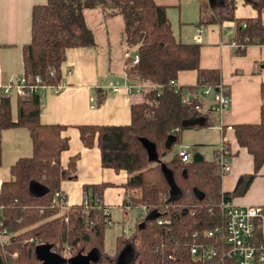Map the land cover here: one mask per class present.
Wrapping results in <instances>:
<instances>
[{"label":"trees","instance_id":"16d2710c","mask_svg":"<svg viewBox=\"0 0 264 264\" xmlns=\"http://www.w3.org/2000/svg\"><path fill=\"white\" fill-rule=\"evenodd\" d=\"M242 3L256 16L235 19V0H198L199 22L234 20V55H242L247 45L264 46V0ZM85 9L120 17L122 41L136 45L123 60V73L139 82L142 98L130 104L128 124L76 125L78 138L84 147L96 146L102 168L125 172L122 206H141L143 216L135 219L131 234L115 237L114 251L107 253L103 239L109 215L101 198L109 184L83 185L82 203L60 211L53 194L60 192V181L74 178L77 158H69L65 167L59 163L67 148L61 136L65 126L40 123L38 91L15 96L12 119L10 96L0 89V134L23 127L30 139L29 155L11 163L10 178L0 183V219L11 233L0 246V264H41L37 249L42 246L63 258L62 264L78 256H86L90 264H235L219 257L201 262L189 254V247L203 243L220 252L219 235L206 236L221 226L219 204L243 195L264 160V82L259 85L258 122L231 126L237 145L251 156L252 172L240 174L230 191H222L214 154L209 160L182 162L174 152L164 159L180 143L183 130L215 124L199 92L220 83L218 69L199 67V44L174 36L165 6L153 0H46L33 5L29 41L21 47L23 91L35 84V77L38 86L57 87L65 51L95 45ZM207 10L210 14L204 17ZM188 70L195 71L194 84L178 86V72ZM102 101L103 94H96L94 105Z\"/></svg>","mask_w":264,"mask_h":264},{"label":"crops","instance_id":"0c3cea01","mask_svg":"<svg viewBox=\"0 0 264 264\" xmlns=\"http://www.w3.org/2000/svg\"><path fill=\"white\" fill-rule=\"evenodd\" d=\"M45 1L0 0V86L6 84L10 78L15 81L22 76L21 47L29 41L30 10L33 5L43 4ZM153 1L166 7L168 17L169 8L178 7L182 2L192 0ZM196 3L197 23L202 27L200 41L197 42L199 44V67L218 69L221 88L230 98L228 109L222 116L223 123L233 126L239 123L258 122L261 103L259 85L264 82V46L247 45L242 55H234L231 45L234 20L226 19L218 23L199 22L198 0ZM214 5L215 1L212 2V6ZM209 14L207 10L204 17H208ZM83 16L86 25L93 33L95 42L94 31L88 25L87 18L94 26H101L104 18L103 12L99 9H85ZM233 16L235 19L255 17L256 12L249 5L242 3V0H235ZM261 18L264 21V11L261 12ZM176 38L186 43L196 42L193 39H182L180 33ZM102 41L108 43L106 37ZM126 54V51H122L121 62L117 61L114 68L108 56L102 61L96 49V43L93 47L68 48L60 65L62 79L60 87L54 90L50 86H40L37 90L40 100V123L65 126L61 131V136L67 139V148L60 152L59 163L65 167L69 158L77 156L74 178L62 180L59 183V191L64 196L65 206L82 203L83 185L108 183L109 185L102 191L101 202L107 208L109 224L112 222L111 213L113 211L119 212L120 217L117 222L121 223L127 220L129 216L127 212L132 209L138 208L142 214L143 211L139 206H122L124 193L122 185L126 180L125 172L102 168L98 149L95 145L84 147L78 138L75 126L80 124H128L130 104L141 100L142 93L128 92V85L137 86L139 82L127 78L123 73V60ZM194 82L195 71L193 70L178 72L175 80L178 86L191 85ZM108 83L117 84L118 91L111 92L107 89ZM98 93L103 94V101L91 107V102ZM11 96L15 97L13 94ZM199 98L204 107L213 101L212 94L207 96L199 94ZM11 116L12 119L15 118V112L13 115L12 109ZM220 138H223L230 151V170L222 176L221 190L230 191L240 174L252 172L251 156L243 147L237 145L232 130H219L216 122L207 128L185 129L181 132L180 143L176 146L177 149L180 145H187L189 149L194 147L197 150L195 149L196 152L193 153H198L202 159H205L204 153L210 152L211 157L213 156ZM29 153L30 139L25 128L15 127L2 130L0 134V183L10 178L9 165L18 157L27 156ZM230 202L239 206H264V160L245 193L232 198ZM122 234L127 236L129 233L122 229Z\"/></svg>","mask_w":264,"mask_h":264},{"label":"built area","instance_id":"2783aa9c","mask_svg":"<svg viewBox=\"0 0 264 264\" xmlns=\"http://www.w3.org/2000/svg\"><path fill=\"white\" fill-rule=\"evenodd\" d=\"M243 26V24H242ZM201 29L199 26L195 27V41H200ZM234 46V43L231 42ZM128 54H126L127 56ZM137 56L134 55L132 62H136ZM35 84L28 87V91H23L24 78L21 76L18 80L10 78L6 84L0 86L2 94L6 96H14L27 94L30 92H37L39 82L38 77L34 78ZM61 83L57 87H53L57 90ZM128 92H139V86H127ZM107 89L111 92H117L119 86L117 84L108 83ZM212 94L213 101L210 103L206 110L212 112L216 117V126L219 130H232L230 125L223 123L222 116L228 109L230 98L226 95L220 83L216 84L214 88L203 87L200 95L207 96ZM184 101L188 100V97H184ZM91 107L94 106V101L91 102ZM198 108V106H195ZM176 155L182 162H188L191 159V153L187 145H180L176 150ZM230 151L226 146L223 138L220 141L214 151V160L218 163L221 176L227 174L230 170L229 163ZM52 201L57 206L64 210L66 209L65 202L62 199L60 192L53 194ZM85 203V202H84ZM143 210L144 208L140 206ZM219 209L222 214L221 226L215 227L206 232V236L213 237L218 234L221 238L222 248L220 252H217L212 246L203 243L193 244L189 247V254L193 258H197L201 262H204L212 257H219L232 259L235 264H264V210L259 205H235L231 202H220ZM1 218V217H0ZM109 222H107L108 224ZM11 233L3 226L0 219V246L7 242ZM67 254V250L64 251V256ZM12 254L11 256H13Z\"/></svg>","mask_w":264,"mask_h":264},{"label":"rangeland","instance_id":"374dc122","mask_svg":"<svg viewBox=\"0 0 264 264\" xmlns=\"http://www.w3.org/2000/svg\"><path fill=\"white\" fill-rule=\"evenodd\" d=\"M196 7L197 3L196 0L182 2L178 7H171L168 10V17L171 25V29L175 37H177L178 33H180L182 39H193L195 41V27L199 26L200 29L202 28L197 23L196 17ZM101 11V10H100ZM87 17V16H86ZM103 23L101 26H94L91 20L87 18L88 25H90L94 31L95 35V43L96 49L100 54L102 61H104V57L108 56L111 62L114 64V68L116 67L115 64L117 61L121 62V54L122 51H126L127 54H132L135 49L136 45L126 46L122 41V29H121V19L118 15L106 16L103 14ZM119 22V23H118ZM106 30V33H105ZM106 37L108 39V43L103 42V38ZM120 37V39H119ZM120 40V41H119ZM15 97H10V104L12 109V114L14 115L15 112ZM193 147V146H191ZM196 148H190V153L196 152ZM177 146L175 145L172 147L171 153L167 155L164 159H168V157L176 152ZM205 160L211 159V154L204 153ZM60 211H64L61 210ZM128 213L127 220L125 219L122 223L117 222L119 221L120 214L117 211H113L111 213L112 222L104 229V239H103V247L107 253H113L114 251V240L115 236L122 234V229H124L127 233L131 234L134 227V221L137 218H141L143 214L140 212L138 208L132 209ZM125 213V215H127ZM38 255L41 256L42 262L41 264H47L44 262V253L38 249ZM58 262H60V258L57 257Z\"/></svg>","mask_w":264,"mask_h":264},{"label":"water","instance_id":"95a60500","mask_svg":"<svg viewBox=\"0 0 264 264\" xmlns=\"http://www.w3.org/2000/svg\"><path fill=\"white\" fill-rule=\"evenodd\" d=\"M192 161H198L201 160V156L198 153H193L191 156ZM39 250H41L44 253V262H46L47 264H62L64 263V259L55 255L54 253L50 252L49 249L47 247H38ZM37 249V251H38ZM37 256L41 259L42 257L38 255ZM57 257L60 258V262H58ZM42 262V259H41ZM70 264H90L89 259L86 256H78V257H74L71 258L69 260Z\"/></svg>","mask_w":264,"mask_h":264}]
</instances>
